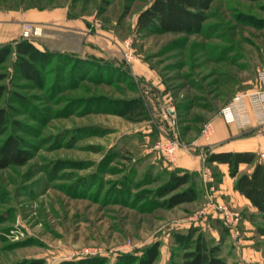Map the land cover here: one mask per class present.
<instances>
[{"label":"rangeland","instance_id":"obj_1","mask_svg":"<svg viewBox=\"0 0 264 264\" xmlns=\"http://www.w3.org/2000/svg\"><path fill=\"white\" fill-rule=\"evenodd\" d=\"M153 1L0 0L7 10L66 11L114 45L103 58L80 53L79 38L32 23L43 53L64 54L40 56L38 81L12 59L0 66V151L13 137L28 153L25 164L0 169V264H146L152 251L153 264H181L178 232L195 227L219 241L221 223L205 209L222 173L196 145L226 103L259 86L264 0H212L194 34L139 32ZM181 149L202 155L201 171L180 168L199 173V195L168 209L158 196L166 179L148 177L179 168ZM216 200L241 215L240 235L228 229L222 246L227 263L264 264L256 210Z\"/></svg>","mask_w":264,"mask_h":264},{"label":"trees","instance_id":"obj_2","mask_svg":"<svg viewBox=\"0 0 264 264\" xmlns=\"http://www.w3.org/2000/svg\"><path fill=\"white\" fill-rule=\"evenodd\" d=\"M212 0H154L143 10L137 20L139 32H159L173 34H194L201 30L206 11ZM43 53L33 40L21 38L0 45V66L9 59L24 79L38 81V68L41 66L40 56L62 55L59 51L47 49ZM74 59L86 60L78 55H68ZM95 58L94 56H90ZM98 59V58H97ZM6 87H0V99L4 97ZM6 109H0V136L7 124ZM20 141L10 137L0 151V169L11 165H23L28 161V153L21 149ZM207 155L206 164L227 165L230 176L235 179L234 189L245 197L256 209L259 226L264 229V161L252 151L213 152L210 147L202 150ZM241 167H245L242 170ZM217 168V167H216ZM252 169L249 173L248 170ZM166 179L158 189V196L165 198L162 206L172 209L181 204L192 203L198 199L199 173L175 168L148 177L152 182ZM219 241L209 239L205 233L195 227L178 232L175 237L179 241L181 264H228L223 257L222 246L227 240V231L223 222ZM157 253L152 251L146 264H153ZM31 264H43L34 261Z\"/></svg>","mask_w":264,"mask_h":264},{"label":"crops","instance_id":"obj_3","mask_svg":"<svg viewBox=\"0 0 264 264\" xmlns=\"http://www.w3.org/2000/svg\"><path fill=\"white\" fill-rule=\"evenodd\" d=\"M26 23L54 27L58 29L56 33L79 38L80 53H89V55L102 58L111 55V53L113 54L114 45H111L109 39H107V33H99V36L94 37L90 33L87 22L83 21L82 18L71 17L63 10L48 13L47 11L31 8L16 10L0 8V45L21 39L23 27ZM72 49H67V51H74ZM257 89H259V86L255 90ZM250 118L251 124L240 129L235 125L227 124L221 115L216 116L209 123L211 133L206 138L208 141L196 146L203 149L210 147L213 152L252 151L262 156L264 154V125L259 123L251 109ZM176 161L178 162L177 167L187 170L201 171L203 167L202 155H193L183 149L178 151ZM213 166L217 167L222 173L220 185L216 189L213 188L215 190L214 196L219 201L224 198L236 205L238 203L248 204L253 208L245 197L235 191V179L230 176L228 166L223 164H214ZM241 169L245 170V167H241ZM251 171L252 169L248 170L249 173Z\"/></svg>","mask_w":264,"mask_h":264},{"label":"built area","instance_id":"obj_4","mask_svg":"<svg viewBox=\"0 0 264 264\" xmlns=\"http://www.w3.org/2000/svg\"><path fill=\"white\" fill-rule=\"evenodd\" d=\"M41 35L40 27L32 23H26L23 27L22 38L32 40L34 36ZM129 60L130 55L126 53ZM259 89L247 91L235 96L231 101L226 103L220 111L223 120L229 125H235L243 129L251 124L250 109L256 115L259 123L264 125V70L259 72L258 76ZM208 137L211 133V128L207 125L203 131ZM177 143L172 146H167L165 149L168 156L175 154ZM264 161V154L261 156ZM213 211L217 218L223 222L225 227L229 229L231 235L238 237L240 235L239 223L241 215L235 212L228 205L218 202L215 196H211L207 203L205 211Z\"/></svg>","mask_w":264,"mask_h":264}]
</instances>
